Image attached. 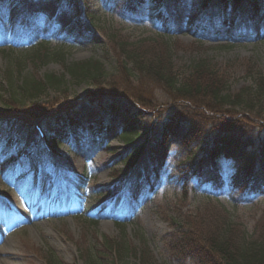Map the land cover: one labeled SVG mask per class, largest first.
Wrapping results in <instances>:
<instances>
[{
  "label": "rangeland",
  "instance_id": "obj_1",
  "mask_svg": "<svg viewBox=\"0 0 264 264\" xmlns=\"http://www.w3.org/2000/svg\"><path fill=\"white\" fill-rule=\"evenodd\" d=\"M204 1L162 0L159 7L162 5L160 9L168 16L164 26L157 17L158 9L153 0H148L144 8L136 12L130 9L123 12L126 8L123 0H78L77 12L85 31L80 33L72 17L62 8L63 0H0V82L5 84V70L13 65L25 66L24 73L65 74L68 96L77 103L75 115L82 116L88 123L100 110L94 99H90L89 83L74 82L66 65L100 59L111 71L117 41H140L162 31L163 38H145L137 45H175L174 60L180 70L197 59H207L225 74L231 90L236 91L253 81L250 75L253 66L264 74V7L258 21H252L244 10L246 2L243 1L237 8L235 26L229 28L222 25L223 3L207 0L204 5ZM231 10H234L233 5L228 12ZM33 12L41 13L43 25L31 21L29 15ZM55 20L57 22L50 26ZM223 33L232 36L227 38ZM40 37L52 39L49 44L53 46L58 45L57 39L67 40L69 44L62 51L65 60L58 54L49 58L39 56L42 61L48 59L45 62H37V57L31 54L20 56L23 51L33 53ZM168 37L176 43L162 41ZM4 91L0 88V92ZM121 100L125 105L130 103L128 99ZM2 109L4 104L0 97V111ZM158 114L153 110L145 114L141 122L146 120L147 126L140 132L122 134L118 127L102 142L94 140L97 134L87 129L84 134L73 135L71 140L56 147L52 155L40 154L36 145L17 143L15 150L20 151L23 160L27 159L26 167L38 175L33 180L36 186H31L32 181L27 182V190L22 184L28 175L14 182L11 175L14 162L5 163L4 156L0 155V264H47L52 260L61 264H86L83 256L87 251L103 249L104 237L126 242L137 251L147 250L158 264H195L190 259L182 261L172 257L165 240L174 230L171 217L209 210L228 214L250 232L258 221L263 220L262 226L264 192H243L229 183L239 171L236 161H221L220 171L225 180L222 187L216 188L210 182L200 184L195 178L191 182L184 181L180 170L191 154L197 152L198 156L203 150L193 143L182 147L179 139L185 126L172 138L170 155L160 171V184L138 201L128 198L129 181L142 178L155 165L147 145L150 137L160 136L159 126L169 111ZM6 120L10 128L18 121L10 115H6ZM253 123L264 124V117ZM142 146L139 162L126 173L125 155ZM120 184V191L113 193L111 188ZM137 257L131 251L124 264L137 263Z\"/></svg>",
  "mask_w": 264,
  "mask_h": 264
},
{
  "label": "trees",
  "instance_id": "obj_2",
  "mask_svg": "<svg viewBox=\"0 0 264 264\" xmlns=\"http://www.w3.org/2000/svg\"><path fill=\"white\" fill-rule=\"evenodd\" d=\"M123 1L126 6L123 12L126 9L136 12L148 3V0ZM153 1L154 7L159 9L157 16L166 24L167 15L159 7L161 0ZM221 1L225 7L234 6L232 13L224 12L221 18L223 24L233 27L238 16L236 10L242 0ZM246 1L248 17L258 21L264 0ZM78 5V0H65L63 9L72 17L79 32L84 33L83 20L77 13ZM32 20L42 24L38 14L32 16ZM51 22L54 24V21ZM163 37V33L159 32L140 41H117L116 50L113 47L111 58L114 67L111 71L100 59L74 61L66 65L74 82L89 83V93L93 96L90 99H94L100 110L89 123L75 115L77 103L68 96L65 74L24 73L25 66L8 67L3 80L5 84L0 82V88L5 90L0 92L4 104V109L0 111V155L5 156L6 161H16L17 169L25 165L15 147L19 142L24 145L38 142L33 122L37 115L42 117L48 140L55 151L72 133L79 134L90 129L97 134L94 140L102 141L118 127L123 133L140 132L143 126H147V121L141 120L152 110L159 112L158 115L169 111L168 117L159 126L160 136L149 139V153L155 164L153 170L130 182L128 188L132 197H138L148 186L154 188L160 182V171L170 152L172 138L183 126L186 128L179 139L182 147L193 143L203 148L200 155L197 156V152L191 154L180 170L184 181L191 182L192 177H197L202 182L211 180L220 185L219 164L222 157H229L239 164V171L231 182L233 186L243 192H262L264 124H258L262 127L258 129L253 122L264 117L263 72L253 66L250 70L253 81L236 91L231 90L225 74L207 59H197L180 70L174 60L175 45H137L145 38L158 40ZM169 38L162 41L176 43ZM49 42L50 39H42L33 53H21L20 56L31 54L37 57V62H45L48 59L42 61L39 56L49 58L58 54L65 60L62 51L68 43L61 41L53 46ZM121 98L128 99L130 103L123 106ZM6 115L18 119L14 127H9ZM40 150V154H46L42 146ZM140 151L141 148H134L125 155V171L136 163ZM179 216L171 217L174 230L165 237L173 258L182 261L190 259L195 264H264V224L260 226L263 220L258 221L250 232L225 213L207 210ZM102 244L103 249L97 252L87 251L83 263L124 264L133 251L138 256L135 264H158L147 250L137 251L126 242L104 237ZM47 264L61 262L52 260Z\"/></svg>",
  "mask_w": 264,
  "mask_h": 264
}]
</instances>
